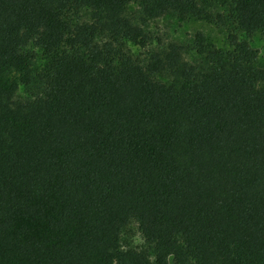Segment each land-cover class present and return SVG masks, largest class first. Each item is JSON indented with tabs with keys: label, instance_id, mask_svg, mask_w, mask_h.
<instances>
[{
	"label": "trees",
	"instance_id": "trees-1",
	"mask_svg": "<svg viewBox=\"0 0 264 264\" xmlns=\"http://www.w3.org/2000/svg\"><path fill=\"white\" fill-rule=\"evenodd\" d=\"M166 15L228 49L198 33L195 62L141 63L127 47ZM258 33L264 0H0V264H264Z\"/></svg>",
	"mask_w": 264,
	"mask_h": 264
},
{
	"label": "rangeland",
	"instance_id": "rangeland-1",
	"mask_svg": "<svg viewBox=\"0 0 264 264\" xmlns=\"http://www.w3.org/2000/svg\"><path fill=\"white\" fill-rule=\"evenodd\" d=\"M211 10H214V8L211 7ZM137 11L135 5H130L127 9V15L134 20L135 24L140 25L136 19ZM82 19L88 21V14L85 13ZM141 27L148 38L147 46L143 48L138 45H133L127 48L130 54L143 64L146 63L147 56L150 52L161 51L170 43L183 46L185 48L183 53L184 60L189 63L195 62L196 56L194 54L193 41L195 35L198 33L203 35L207 44L213 45L222 51L228 49L225 41V31L209 21H197L195 19H186L182 21L173 15H166L159 19L149 21ZM247 41L250 43V46L259 53V63L264 64V59L261 58L264 53V34L258 33ZM31 51L36 54L37 64L41 65L44 62L42 52L36 49H31ZM157 78L165 83L172 82V78L167 74H162ZM37 94V85L32 84L27 88H20L16 98L26 99L34 97ZM124 241L128 242L131 247L136 249L144 247V242L135 225L130 226V232L128 236L124 238Z\"/></svg>",
	"mask_w": 264,
	"mask_h": 264
}]
</instances>
